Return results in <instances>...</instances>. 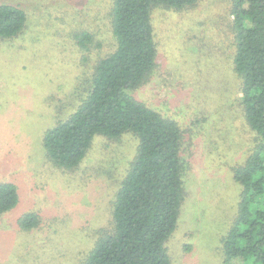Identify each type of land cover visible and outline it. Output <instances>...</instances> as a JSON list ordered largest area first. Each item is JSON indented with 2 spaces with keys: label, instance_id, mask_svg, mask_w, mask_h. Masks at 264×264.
<instances>
[{
  "label": "rangeland",
  "instance_id": "374dc122",
  "mask_svg": "<svg viewBox=\"0 0 264 264\" xmlns=\"http://www.w3.org/2000/svg\"><path fill=\"white\" fill-rule=\"evenodd\" d=\"M25 10L24 26L0 36V183L18 201L0 214V264H79L110 230L112 199L137 137L94 136L76 169L49 162L44 132L86 95L97 62L115 48L113 0H0ZM232 0L154 8L156 66L130 94L176 121L182 133L184 200L166 244L171 264H223L221 240L233 222L240 184L232 168L254 147L232 62ZM86 31L90 39L77 43ZM80 44V45H79ZM39 217L24 229L27 213ZM104 229V230H103Z\"/></svg>",
  "mask_w": 264,
  "mask_h": 264
},
{
  "label": "trees",
  "instance_id": "16d2710c",
  "mask_svg": "<svg viewBox=\"0 0 264 264\" xmlns=\"http://www.w3.org/2000/svg\"><path fill=\"white\" fill-rule=\"evenodd\" d=\"M196 1L113 0L109 16L114 50L95 65L76 109L42 136L47 160L64 169L80 165L96 135L116 140L132 132L137 137L135 154L112 199L111 228L98 233L79 264H171L166 242L184 200L182 133L176 121L130 92L148 80L157 63L153 9L182 10ZM231 15L239 103L256 142L232 168L240 199L221 252L223 264H264V0H232ZM25 20L21 7L0 4V36L16 34ZM76 38L86 47L90 36L83 31ZM17 201L16 185L1 182L0 214ZM38 223V215L30 212L20 225L28 229Z\"/></svg>",
  "mask_w": 264,
  "mask_h": 264
}]
</instances>
